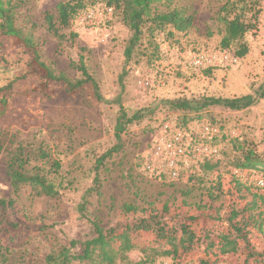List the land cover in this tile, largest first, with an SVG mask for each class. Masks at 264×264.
<instances>
[{
    "label": "rangeland",
    "instance_id": "obj_1",
    "mask_svg": "<svg viewBox=\"0 0 264 264\" xmlns=\"http://www.w3.org/2000/svg\"><path fill=\"white\" fill-rule=\"evenodd\" d=\"M66 1L75 0H12L15 26L31 36L41 60L56 75L76 79L79 74L70 62L77 63L82 54L105 102H97L91 88L71 95L62 84H53V97L44 99L33 91L39 84L36 78L14 84L7 114L0 122L14 142L0 153V198L15 201L14 214L25 226L13 243L15 249L0 264H48L46 257L68 248L71 240L94 238L92 222L106 231L146 216L149 208L160 211L163 205L170 215L196 217V232H225L223 218L229 207L241 208L246 201L236 193L232 177L264 193L263 172L235 168L247 150L264 162V99L240 112L208 108L199 121L162 101L256 95L264 85V0L257 6V31L233 43L229 51L219 45L222 25L216 19L226 0H174L194 15L192 28L172 37L167 31L157 34L158 58H147L152 50L144 36L129 62L124 49L131 33L119 14L99 0L93 5L86 0L69 25L59 28L65 37L59 42L48 31L45 15H52L59 26L56 5ZM239 43L248 47L240 59L232 55ZM30 58L13 39L0 33V86L24 74ZM118 97L128 115L147 108L153 112L127 127L117 152L97 170L96 160L119 145L114 136ZM206 126L216 131L206 134ZM175 132L184 136L187 150L173 176L162 147ZM18 144L32 152L43 148L59 161L57 175L48 176L58 188L57 196L39 195L30 187L13 194L7 162ZM195 149H206L207 155ZM211 199L220 220L213 219L218 213L209 207ZM126 205L135 212L125 213ZM248 236L249 250L256 257L247 264H264V227L262 233L251 231ZM245 248L239 242V251L220 257L219 264H243L248 254ZM202 254L200 247L179 264H199ZM146 258L135 249L114 264H172L168 257H155L152 263Z\"/></svg>",
    "mask_w": 264,
    "mask_h": 264
},
{
    "label": "trees",
    "instance_id": "obj_2",
    "mask_svg": "<svg viewBox=\"0 0 264 264\" xmlns=\"http://www.w3.org/2000/svg\"><path fill=\"white\" fill-rule=\"evenodd\" d=\"M7 0H0V33L13 39L22 49L26 50L31 58L27 65V71L19 75L13 81L0 86V122L6 116L14 84L28 78H36L39 82L33 91L41 94L44 99L53 97L52 85H61L71 95L91 88L97 102H105L99 93L95 80L89 74L85 64L84 56L78 55V62H70L79 74L74 80L67 79L63 74L56 75L41 60L36 44L31 36L24 35L15 26L14 7ZM86 0H75L60 2L56 5L57 23L52 15H45L48 31L61 42L65 37L60 34L59 28H66L81 10L85 8ZM91 0V4H95ZM106 8L116 11L122 24L126 26L131 35L124 49V57L129 62L138 48L144 36L147 38L148 47L152 52L147 56L158 58V45L154 42L157 34L166 33L173 36L174 33H186L192 28L194 15L188 13L186 8L174 4V0H99ZM260 0H226L218 9L216 16L222 25L219 45L228 50L235 42H240L250 32L257 31V18L260 9L257 8ZM71 37H75L72 34ZM248 53L245 43H239L232 55L243 58ZM264 99V85L258 88L256 95H243L233 98L202 96L193 99L166 100L162 103L171 110L193 116L192 119L201 118V114L208 108H222L232 112H240L255 106ZM118 107V115L114 125V136L119 143L96 160L97 170L103 166L104 161L117 152L120 147L122 134L127 127L133 123L140 122L153 111L140 109L131 115L121 106L119 97L114 100ZM13 137L8 130L0 127V153L13 145ZM28 148L18 144L11 153L7 162V176L14 195L21 188L30 187L39 195L55 197L58 195L57 186L49 179V175H57L61 166L59 161L52 158L49 152L38 148L36 152L28 151ZM238 170H259L264 173V162L259 159L252 150H247L235 164ZM96 189L99 187V179L96 174L93 179ZM232 184L239 197L246 199L244 206L229 207L223 220L227 224L225 232L209 234L207 232H196V217L174 216L169 214L167 205L161 210L149 208L146 216L126 221L116 227L104 231L97 222H92L95 237L84 241L71 240L68 248H63L57 254L47 256L48 264H114L124 253L139 249L147 256L146 260L153 262L155 257H168L172 264H179L181 259H187L193 251L202 249L203 257L199 264H219V258L236 254L239 251V242L244 244L248 254L243 262L247 264L249 259H255L256 254L249 250V233L251 231L262 233L264 227V193L252 186L243 184L236 177H232ZM97 191V190H96ZM14 203L12 199L0 198V262L5 263L8 256L15 249L13 243L23 232L24 222L20 221L14 214ZM84 203L80 205V211L84 209ZM210 208H215L213 199L210 200ZM218 216L213 219L220 220ZM125 213L135 212L130 206H124ZM143 246H141V242ZM117 246V247H115ZM152 259V260H151ZM257 260H254L256 262ZM185 264H188L185 263ZM221 264H229L222 262Z\"/></svg>",
    "mask_w": 264,
    "mask_h": 264
},
{
    "label": "built area",
    "instance_id": "obj_3",
    "mask_svg": "<svg viewBox=\"0 0 264 264\" xmlns=\"http://www.w3.org/2000/svg\"><path fill=\"white\" fill-rule=\"evenodd\" d=\"M110 11V10H108ZM200 61H197V64H199ZM216 130L211 129L208 126L204 127V132L206 134H212ZM187 150V146L184 142V136L180 132H175L173 135L165 141L162 147V153H165L167 156V166L170 169V172H172L173 176H176V172L178 171L177 165L179 163V160L183 157L184 153ZM194 152H197L198 154L203 153L207 155L206 149H195ZM261 184V182H260Z\"/></svg>",
    "mask_w": 264,
    "mask_h": 264
}]
</instances>
